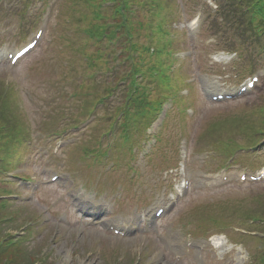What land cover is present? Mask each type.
<instances>
[{
  "label": "rangeland",
  "instance_id": "374dc122",
  "mask_svg": "<svg viewBox=\"0 0 264 264\" xmlns=\"http://www.w3.org/2000/svg\"><path fill=\"white\" fill-rule=\"evenodd\" d=\"M252 1L256 4L253 7ZM236 2V6L228 7L233 17L242 16V11L247 13L248 18L256 20V8L260 9L261 16L264 17V0ZM125 5L127 11L124 14V28L121 17L116 15L118 0H0V33L4 34L0 36V47L9 44L16 48L30 38L33 29L45 17L47 24L42 40L17 66L10 68L6 63H0V123L1 119L6 120V125H11V122L18 123L25 137L24 144L13 137H0V158L10 157V162L4 165V172L0 173V186L10 199L15 197L3 208L6 212L2 217L7 215L9 221L1 223V227L5 228L6 234L22 238L16 249L26 253V256L30 253L35 255L37 261L42 258L36 264L44 260L42 264H264V228L260 229L264 225V220L261 219L264 218V179L244 184L234 180V183L214 188L202 182V175H198L199 165L193 164L191 170L195 176L191 178L187 197L170 217L159 223L160 231L163 225L162 233L129 236L125 240L104 234L99 225H84L82 221L85 217L74 218L67 215V222L61 221L58 215L72 212L73 209L61 190L56 186H46L37 189L38 191H31L20 178L17 179L16 173L21 170L30 178L41 173L46 164V156L41 157L42 153L36 151L30 158L29 153L38 139L47 136V131H60L59 123L66 127L68 122L71 131L63 135L67 139L74 131L73 126L91 114H96L95 125L82 135L77 145L75 143L71 150H63L60 155L47 156L52 164V171L64 169L71 174L73 179L65 180L68 186L73 185L74 179L75 187H80L82 182L86 186L93 184L99 190L98 195L101 196L103 191L108 193V202L115 200L112 197L118 191L131 201L143 194L145 199H155L168 184L178 185V164L173 166L178 159V153L175 152L177 146L180 149L181 146L190 145L192 150L196 147L202 152L209 149L202 143L203 140L200 142L201 139L196 133L198 126L203 129V126L209 127L236 117H246V114L249 120L253 119L251 125L255 128L252 133H258L261 128L264 132L263 80L252 94L237 102L198 104L196 116L185 128L181 117L176 115L172 118L163 132V144H167L171 150L168 149V159L157 160L162 163L161 168L157 167L155 170L154 163L141 158L134 166L139 169L136 177H131V170L127 167L122 171H117L114 167L112 172L105 174L104 169L111 163L114 154L120 162L128 164L125 148L118 150L114 138L109 137V134L116 135L118 131L109 132V126L120 120V113L128 110L131 100L128 101L122 96V85L117 87L119 90L112 89L117 83L134 78L137 83L146 85L141 90L136 89L131 96L137 101L144 95L150 100L155 91L161 93L164 87L159 85L158 73L154 74V65L155 62L163 61V56L158 53L165 38L157 33V29L165 26L168 16L169 19H175L169 27L178 29L177 37H181L188 19L198 10V6L190 0H126ZM46 9H50V13ZM170 10L173 12L168 13ZM91 26L96 34L93 39L92 34L89 36L86 33L93 32L88 30ZM209 28H212V22L200 26L202 34H207ZM111 31L114 32L113 35ZM262 35L263 32L259 37L255 36L258 42ZM194 40H186V43L190 42L186 46H182L179 40L175 44L176 49H195L202 53V48ZM147 47H157L159 52L156 49L153 55L146 52L143 54ZM258 51L264 58V50ZM177 55L176 61L178 64L184 62L187 65L188 69L185 71L188 74H192L199 64L202 67L200 58L194 62L192 57L188 59L190 56L185 52ZM247 57L248 51L243 49L242 58L249 66ZM131 72L132 75L129 76ZM144 73H147L146 77L143 76ZM113 92H117L118 97L108 102L107 98L112 97ZM94 100L97 104H94V110L89 113L88 108ZM130 105L132 106L131 103ZM134 106L138 112L143 111L141 115L145 116L149 112V107L144 109L138 104ZM81 108L83 110H79ZM78 110L79 115H76L75 111ZM59 116H63L64 120ZM182 130L191 132L192 135L184 139ZM219 130L225 140L231 136L232 130ZM92 134L102 138L99 142H90L87 136ZM201 137L213 143L215 155L210 160V155L214 154L210 152L208 158L216 169L220 166L217 161L222 163L229 157L226 154L232 152L217 149L218 138L208 135L206 131ZM263 138L264 136L262 140L257 138L258 145L264 144ZM27 140H33V145L28 146ZM90 148L95 152L108 150L97 171L94 170L95 165L91 160L85 159L84 151ZM255 150H261L259 157L237 151L233 152L236 163L225 161V165L230 164V169H236L235 172H256L264 165V145H256ZM73 152L75 153L71 155ZM60 160L65 162L64 168H60ZM208 165L205 167L209 168ZM168 166H173L171 173ZM167 173L171 176H166ZM117 174L120 175L119 178L113 180L112 175ZM119 181L125 183L120 184ZM23 185L25 188L22 191ZM68 191H72V188ZM127 199L118 204L123 208L131 207L132 205H126ZM237 226L241 227L239 233L234 229ZM170 227H173L172 230ZM171 231L178 234V241L183 238V248H192L188 244L192 241L198 242L203 248L186 250L180 261V253H170V242L174 240H169ZM220 232L224 234L219 235ZM210 235H216L211 240L212 244L204 242ZM219 243L221 244L218 245Z\"/></svg>",
  "mask_w": 264,
  "mask_h": 264
},
{
  "label": "trees",
  "instance_id": "16d2710c",
  "mask_svg": "<svg viewBox=\"0 0 264 264\" xmlns=\"http://www.w3.org/2000/svg\"><path fill=\"white\" fill-rule=\"evenodd\" d=\"M6 211L0 208V218ZM3 226V225H2ZM5 228L0 226V264H34L37 261V257L31 253L27 254L17 248L18 243L8 244L9 240L5 239L7 234ZM7 245V246H6ZM21 254H19V252ZM33 260L31 261V259Z\"/></svg>",
  "mask_w": 264,
  "mask_h": 264
}]
</instances>
